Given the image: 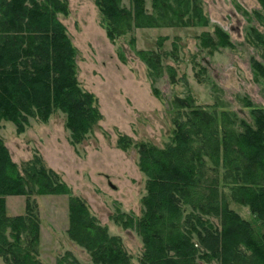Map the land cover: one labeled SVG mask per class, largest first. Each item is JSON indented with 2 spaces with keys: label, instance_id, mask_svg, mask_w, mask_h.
Masks as SVG:
<instances>
[{
  "label": "trees",
  "instance_id": "16d2710c",
  "mask_svg": "<svg viewBox=\"0 0 264 264\" xmlns=\"http://www.w3.org/2000/svg\"><path fill=\"white\" fill-rule=\"evenodd\" d=\"M151 1L148 9L147 0H131L130 6L123 0H95L110 40L136 28L210 24L202 0ZM258 1L264 9V0ZM69 13L68 0H0V123L13 122L21 134L31 118L48 122L61 111L70 141L78 145L103 115L96 95L79 81L78 48L60 18ZM251 33L264 44L263 33L255 27ZM166 38L160 37V47ZM198 38L211 51L234 45L218 25L214 33L204 31ZM137 53L153 82L165 68L177 82L176 69L163 63L167 51ZM253 63L264 75V65ZM206 71L200 66L199 82H206L201 77ZM154 92L159 96L155 87ZM173 103L171 141L165 146L135 143L140 169L147 176L142 214L134 218L121 212L115 221L141 236V264H264V108L247 101L252 107L250 123L228 110L198 105L192 93L176 96ZM133 144L125 134L118 140L124 150ZM224 187L234 201L257 215L262 231L230 206ZM34 194L68 196V234L92 257V262L82 263L75 257L68 260L67 253L57 264H134L121 236L110 234L55 170L39 157L21 170L1 137L0 264H46L39 257L42 225ZM10 195L27 196L24 214H8Z\"/></svg>",
  "mask_w": 264,
  "mask_h": 264
},
{
  "label": "rangeland",
  "instance_id": "374dc122",
  "mask_svg": "<svg viewBox=\"0 0 264 264\" xmlns=\"http://www.w3.org/2000/svg\"><path fill=\"white\" fill-rule=\"evenodd\" d=\"M68 1L70 13L60 14V18L78 48L81 86L96 95L103 118L78 145L71 143L66 115L61 111L52 114L48 122L31 118L21 134L13 122L2 121L0 137L21 170L34 157L55 170L74 195L86 200L91 213L108 227L110 234L121 236L132 262L141 264V236L135 228H126L114 219L121 212L134 218L142 214L147 176L140 169L135 143L165 146L171 141L174 98L190 93L198 105L210 111L228 110L253 122L252 107L247 106V101L264 108V75L253 63L256 60L264 65V44L257 43L251 31L255 27L264 34V9L258 0H202L210 17L209 26L136 28L112 41L95 0ZM123 2L131 5V0ZM151 5L152 1L147 0L148 9ZM217 25L229 33L233 47L204 49L199 35L204 31L214 33ZM160 37H167L162 47ZM138 49L167 51L163 63L176 69L177 82L172 81L167 68L153 82ZM200 66L206 67L201 76L206 82H199L197 77ZM124 134L135 144L127 150L118 146ZM224 190L230 206L262 231L250 207L234 201L228 187ZM31 198L38 204L41 218V260L57 264L68 253V260L75 257L82 263L92 262L91 254L68 234V196L34 194ZM26 201L25 195L8 196V214H24Z\"/></svg>",
  "mask_w": 264,
  "mask_h": 264
}]
</instances>
